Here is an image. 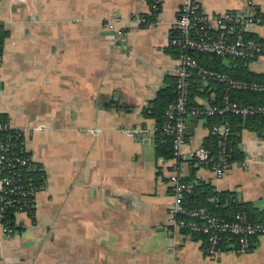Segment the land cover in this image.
Instances as JSON below:
<instances>
[{"label":"crops","instance_id":"crops-1","mask_svg":"<svg viewBox=\"0 0 264 264\" xmlns=\"http://www.w3.org/2000/svg\"><path fill=\"white\" fill-rule=\"evenodd\" d=\"M152 1L0 0V114L24 131L44 176L32 217H18L10 236L0 230V264H264V236L249 252L228 246L212 259L202 239L172 228L171 161L156 158V120L143 111L174 78L167 49L185 0H156L150 21ZM192 1L208 16H264V0ZM246 33L264 40V22ZM248 68L264 73V56ZM188 132L181 178L193 173L264 214V138L243 131L244 159L217 179L190 157L207 137L203 123Z\"/></svg>","mask_w":264,"mask_h":264},{"label":"built area","instance_id":"built-area-1","mask_svg":"<svg viewBox=\"0 0 264 264\" xmlns=\"http://www.w3.org/2000/svg\"><path fill=\"white\" fill-rule=\"evenodd\" d=\"M158 1L153 0L151 11L158 10ZM264 16L257 12L250 14L223 13L208 16L202 13L192 0H185L178 10L175 29L170 44L178 49L173 75L175 78V100L164 111L163 122L156 132L162 138H168L172 145L169 184L173 204L169 209L172 228L188 235H202L206 238L205 255L217 258L225 247L235 246L241 252H249L253 239L264 236V221L252 222L245 213L238 212L232 220L218 218L206 208L187 209L183 206L185 195L192 191L193 185L184 182L180 176L179 163L182 149L187 141V129L191 120L203 123L207 136L216 138L217 151L212 153L204 146L191 152V159L197 166L212 171L219 179L233 165L228 159L227 140L231 135L227 123L206 125L208 117L222 116L226 113L243 117L264 115V106H244L230 96L234 90H249L264 93V82H246L231 78L201 66L194 54H207L226 58L254 59L264 56V44L253 39H246V29L262 24ZM132 23L143 27L150 25L144 16H134ZM105 29L117 36L125 34L122 27L105 23ZM1 23H0V59H1ZM226 30L232 35L214 38L211 31ZM196 76L203 83L215 82L222 85L224 95L220 105H211L206 101L190 100V77ZM214 96V95H212ZM8 131L6 137H0V230L5 236L14 233L18 217L31 218L36 207V194L43 185H36L31 172L34 170V158L23 146L24 131L0 122V134ZM134 134L136 131L126 129ZM13 217V223L10 219Z\"/></svg>","mask_w":264,"mask_h":264},{"label":"trees","instance_id":"trees-1","mask_svg":"<svg viewBox=\"0 0 264 264\" xmlns=\"http://www.w3.org/2000/svg\"><path fill=\"white\" fill-rule=\"evenodd\" d=\"M158 12L159 11H154L149 16H146V18L150 21H155ZM211 35H213L214 38H219L221 36L228 39L232 38V35L228 34L226 30L211 31ZM1 38L3 44L4 33L2 30ZM245 38L253 39L264 44V40L247 35L246 32ZM167 52L173 58H177L179 55L178 49L174 46H170ZM194 57L204 68L228 74L233 79L256 83L264 82V73H252L248 68L250 61L253 59L226 58L224 60L220 57L207 54H194ZM224 92L222 85L219 83L208 82V87H201V84L194 75L190 77V100L192 104L196 103V98H204L211 105H220ZM230 96L237 103L244 106H264V93H255L249 90H234L231 91ZM174 100L175 78L170 79L167 86L157 93L155 99L151 101L149 106L143 111L144 117L155 119L156 127L159 128L163 122L164 111L167 105ZM127 109L128 108H126V110ZM0 122L8 123L6 115L0 114ZM204 123L208 126L221 123H227L229 125L231 135L227 140V154L229 161L232 163L244 159V153L240 149L243 131L248 130L254 132L258 137L264 138V115L243 117L226 113L222 116L208 117ZM8 133V131L3 132L0 134V137H6ZM202 146L209 149L212 153H215L218 149L216 138L212 136H207ZM155 155L156 158H162L164 160H169L172 157L171 141L168 138H162L159 132H156ZM33 164L34 170L31 172V176L34 178L36 185H42L44 176L41 167L35 162ZM182 180L193 185L192 191L184 197L183 206L185 208H206L210 214L228 221L232 220L238 212L245 213L252 222L264 221V214L260 212L253 203L240 201L239 197L234 192H215L213 188L204 183L195 182L193 180V173L191 179ZM211 200H213V202H210ZM10 223H13V217H11ZM193 237L202 239L204 245H206L205 236L193 235Z\"/></svg>","mask_w":264,"mask_h":264},{"label":"water","instance_id":"water-1","mask_svg":"<svg viewBox=\"0 0 264 264\" xmlns=\"http://www.w3.org/2000/svg\"><path fill=\"white\" fill-rule=\"evenodd\" d=\"M255 11H258V9H255ZM198 82L201 84L202 81L198 79ZM197 123V120L196 119H193L191 120V122L188 124V128H190L191 125H196ZM189 135V132H188V129H187V136ZM210 202H213V200H211Z\"/></svg>","mask_w":264,"mask_h":264},{"label":"rangeland","instance_id":"rangeland-1","mask_svg":"<svg viewBox=\"0 0 264 264\" xmlns=\"http://www.w3.org/2000/svg\"><path fill=\"white\" fill-rule=\"evenodd\" d=\"M23 146H24V140H23Z\"/></svg>","mask_w":264,"mask_h":264}]
</instances>
